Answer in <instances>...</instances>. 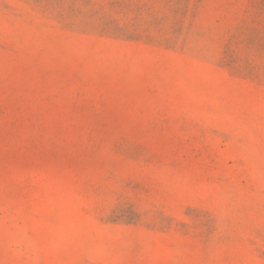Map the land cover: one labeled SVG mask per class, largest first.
I'll use <instances>...</instances> for the list:
<instances>
[{
  "label": "rangeland",
  "instance_id": "rangeland-1",
  "mask_svg": "<svg viewBox=\"0 0 264 264\" xmlns=\"http://www.w3.org/2000/svg\"><path fill=\"white\" fill-rule=\"evenodd\" d=\"M0 264H264V0H0Z\"/></svg>",
  "mask_w": 264,
  "mask_h": 264
}]
</instances>
